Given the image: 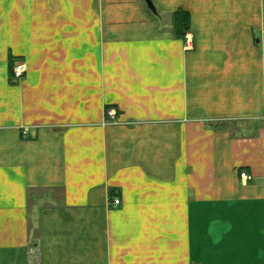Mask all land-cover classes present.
I'll list each match as a JSON object with an SVG mask.
<instances>
[{
  "label": "crops",
  "instance_id": "1",
  "mask_svg": "<svg viewBox=\"0 0 264 264\" xmlns=\"http://www.w3.org/2000/svg\"><path fill=\"white\" fill-rule=\"evenodd\" d=\"M151 2L0 0V264H264V0Z\"/></svg>",
  "mask_w": 264,
  "mask_h": 264
},
{
  "label": "built area",
  "instance_id": "2",
  "mask_svg": "<svg viewBox=\"0 0 264 264\" xmlns=\"http://www.w3.org/2000/svg\"><path fill=\"white\" fill-rule=\"evenodd\" d=\"M184 39H185L186 43L189 42V36L188 35H185ZM25 73H26L25 64L23 62H16L12 67V77L11 78L15 81L21 80L24 77ZM106 115L110 119H114L115 112H114V110H107ZM240 179L243 182H247V181L251 180V176L246 174V173H241ZM113 203L115 206H117L119 204V200H114Z\"/></svg>",
  "mask_w": 264,
  "mask_h": 264
},
{
  "label": "trees",
  "instance_id": "3",
  "mask_svg": "<svg viewBox=\"0 0 264 264\" xmlns=\"http://www.w3.org/2000/svg\"><path fill=\"white\" fill-rule=\"evenodd\" d=\"M189 17L183 12H177L174 15V30L177 35L182 37L188 30Z\"/></svg>",
  "mask_w": 264,
  "mask_h": 264
},
{
  "label": "water",
  "instance_id": "4",
  "mask_svg": "<svg viewBox=\"0 0 264 264\" xmlns=\"http://www.w3.org/2000/svg\"><path fill=\"white\" fill-rule=\"evenodd\" d=\"M147 8L154 14H156L155 7L153 6L151 0H146Z\"/></svg>",
  "mask_w": 264,
  "mask_h": 264
}]
</instances>
